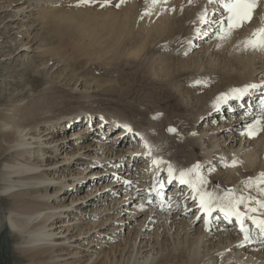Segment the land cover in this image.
<instances>
[{"label":"bare ground","instance_id":"bare-ground-1","mask_svg":"<svg viewBox=\"0 0 264 264\" xmlns=\"http://www.w3.org/2000/svg\"><path fill=\"white\" fill-rule=\"evenodd\" d=\"M45 5L43 0H10L8 3L0 0V18L7 19V27L19 22L29 36L28 31L35 26L27 23L31 22L29 13L34 10L39 17H48L47 13L54 7L46 8ZM113 8L108 7L100 15L103 35H97V27L91 35L84 28L83 31L93 43L105 42L103 46L111 48L110 53L115 56L129 37L138 36L140 45L155 46L169 41L177 51L194 52L189 60L194 64L206 61L207 65L214 67L213 60L220 52L224 56L228 53V59L223 65L210 69L211 86L217 80L212 88L210 86L207 92L194 90L196 95L192 93V99L180 103L186 121L179 126L173 125L175 132L169 131L163 114L153 121L136 110L122 117L87 115L82 117L83 121L94 127V121L98 120V126L69 136L73 148L78 150L72 153L65 149L63 167L59 165L60 161H51L50 158L59 160V154H64L62 148L72 145L63 144V139H56V134L64 121L77 127L80 114L62 120L59 114H51L53 103L42 99L33 104L0 105V264H97L100 261V264H264V240L257 238L251 243L244 242L233 227L223 223L210 226V230L203 227L195 218L199 207L190 199L192 192L188 186L180 187V196L175 194L168 198L175 206L172 210H161L147 203L150 190L153 195L155 181L168 179V162L177 174L199 163L201 174L207 180L206 189L218 195L232 189L237 196L243 194L264 199V192L259 191L264 185L257 180L264 172V132L254 138L241 135L244 126L253 119L249 110H253L251 113L260 112L259 106L248 109L246 103H253L258 94H263L264 88L251 91L243 101L218 99L233 88L264 82V52L227 50L232 44L242 46L241 42L261 26L264 0H261L253 20L224 40L218 38L217 25L213 23L221 14L226 15L217 0L211 3L209 0H193V3L168 0L167 5L158 0L143 14L138 13L133 1L121 11L115 10L116 5ZM204 9L208 10L209 23L201 25L199 17ZM44 10L47 12L43 14ZM214 10L216 15H212ZM53 14L56 19L58 14ZM55 19L52 17L53 22ZM197 28H200L199 35L203 36L195 45L193 38L198 35ZM32 40L24 42L14 38L12 43L18 46L19 52L29 51ZM137 50L134 51L136 55L141 52ZM106 51L103 50V54L108 57ZM149 61L151 67L156 62L165 70L164 58L151 57ZM166 69H169L168 65ZM160 80L168 92L178 87V81L172 76ZM226 81L231 82L225 84ZM221 113L231 118L236 116L229 129L212 125ZM199 122H204L201 132L196 131ZM123 125L130 126L133 133L130 134ZM183 126L192 131L187 133ZM116 127L120 128L113 134L112 144H107L111 142L109 132ZM135 133H140L156 146L157 151L152 156L142 155L146 151L144 142ZM90 137V143L81 146ZM124 143H129L127 150L122 149V145L126 147ZM83 148L87 151L81 153ZM49 153L52 156H46ZM76 154L90 159L88 165L98 164L102 170L85 174L88 167L82 171H79L82 167H76L68 176V166H75ZM157 157H162L165 163L153 165L152 161ZM234 157L240 163L225 167L223 161H231ZM139 163L142 166H138ZM47 165L49 167L45 169ZM97 173L102 176L95 177ZM111 178L108 184L96 185V182ZM174 182L167 188L173 187ZM64 191H68V195L60 196ZM85 191V197H78V193ZM252 206L256 205L253 203ZM126 217L131 219L125 220ZM137 221L139 224L133 227ZM249 228H252L251 223ZM126 229H129L128 237L124 240ZM100 237L105 239L96 243ZM241 243H244L243 247ZM109 245L111 247L107 250ZM95 252L99 254L95 255Z\"/></svg>","mask_w":264,"mask_h":264},{"label":"rangeland","instance_id":"rangeland-1","mask_svg":"<svg viewBox=\"0 0 264 264\" xmlns=\"http://www.w3.org/2000/svg\"><path fill=\"white\" fill-rule=\"evenodd\" d=\"M9 1L5 0L6 3ZM43 1L47 5H45L46 8L54 7V9L49 11L52 14L48 12V17L45 18L39 17L34 10L30 13L28 12L30 14L29 21L31 22L27 23L35 25L28 31L29 36H26L28 35L26 34L27 31L23 30L24 28L19 24V20L17 24L12 23L7 27L5 26L7 19L4 17L0 18V105L7 106L19 102L31 104L42 99L47 103H53L51 114H59L62 120H68L69 117L80 114L77 127H73L72 123L68 124L67 121L61 123L63 127L56 134L57 136H55L57 137L56 139H63V144L69 143L72 145L73 140L69 139L71 134H77L83 129H94L98 126V120H95L93 123L94 127L86 128L87 124L83 121L82 117L87 115L98 116L107 114L122 117L124 115H131V112L136 110L139 113L141 111V116L146 117L149 121H153L156 116L163 114L164 119L167 120L169 129H173V125H181L182 122L186 121V117L184 114L185 110L180 107V103L187 98L192 99L193 95H196L194 94L195 92H207L211 86L212 77L208 76L210 69L212 70L214 67L223 65L228 59V53L224 56V53L222 55L220 52L213 60L214 65L216 63L214 67L209 64L207 65L206 61L194 64L189 61L193 57L194 52L184 53L177 51L169 41H164V43H159L160 45L157 44L155 46L149 44L142 45V43L140 45L137 41L138 36L129 37L121 50L119 49L121 55L117 52L116 54L118 55L115 56L112 52L110 53L111 48L103 46L106 45L105 42V44L102 42H99L100 44L93 43L88 35L94 32V27L98 28L97 31L99 33L97 35H103V29L100 25V15L105 13L108 7L112 6L114 10L113 7L120 3V0H110L109 3H105V0H91L89 3H82L81 0ZM130 1H133L137 5V10L138 13L141 12L140 14L149 11L154 4L153 0H124L126 5L120 3L119 8L117 7L115 10L121 11ZM45 11L43 14L47 12ZM54 12L56 15L58 14L56 19L55 14H53ZM52 17L55 19L54 22L52 21ZM13 24L16 25V28L12 30ZM83 28L87 31L88 35L84 33ZM134 31H137V29ZM14 38L18 40L22 39L24 42L33 39L32 41H36V43L30 42L32 44L31 50L19 52L18 46L12 43V39ZM195 43L197 44V40H195ZM38 45H42L38 49L40 52H37L38 50L36 49ZM237 46L235 44L229 45L227 50L230 48L235 53L242 51V46L240 44ZM137 48L141 52L136 55L134 51ZM105 49L108 51V57L107 54H103V50L106 51ZM151 57H162V60L164 58V61H166L162 62L166 64V67L168 65L169 69L165 67L163 71L160 68L161 65L156 64V62L153 63L152 67L154 69H152L149 64ZM168 75L169 78L172 76L178 81V87L173 92L166 91L164 85L160 84V78H165ZM158 81L160 82L158 83ZM216 82L217 80L213 82V85ZM230 82L226 81L225 84H229ZM91 111L96 114H92ZM221 115L222 113L215 118L217 121L212 125L217 124L218 128L226 126L225 129H229L236 116L231 118L228 115L230 117L228 118L226 114H224L225 116L222 115L223 117ZM204 122H199L196 127L197 132H201ZM183 127L187 129V133L192 131L191 128L188 130L186 126ZM116 128L109 132L108 139L111 142H107V144H112L114 139L113 134L120 127ZM91 138L85 140V143L81 146H87ZM73 147L74 145L62 148L61 152H64L65 149L72 153L77 152V147ZM128 147L129 143H127L126 147L122 145L123 150H127ZM86 151V148L80 150L81 153ZM50 155L52 156L51 153L46 156ZM64 156L65 152L64 154H59V160H57V157L50 159L51 161H60L59 165L63 167L65 165L62 164L65 159ZM79 156V154H76L74 157V167L68 166L70 167V170L66 173L68 176L73 174L71 171L76 167H82L79 171L88 167L85 174L90 171L98 172L102 170L98 164H92L93 166L88 165L87 161L90 159L80 158ZM49 162L50 160L47 163ZM76 164L78 165L76 166ZM140 165L139 163L138 166ZM48 167L47 165L44 168ZM97 175L98 177L102 176L101 173H97L95 177ZM111 181L112 178L110 180H102L96 182V185L108 184ZM78 194H80L78 196L80 198L85 197L86 191ZM64 195L67 196L68 191H64L60 196ZM68 202H70V199ZM3 206L5 207L6 203ZM126 219L129 221L131 218L126 217ZM138 224L139 221L135 222L133 227ZM129 229H126L124 232V240L128 237ZM102 239H105V237H100L95 242L99 243ZM110 247L111 245L107 247V250ZM94 249L99 250L98 247ZM94 254L97 255L99 252H95ZM120 258L118 257L117 259ZM122 262L125 263L124 258H122ZM100 263L101 261L97 264Z\"/></svg>","mask_w":264,"mask_h":264},{"label":"snow or ice","instance_id":"snow-or-ice-1","mask_svg":"<svg viewBox=\"0 0 264 264\" xmlns=\"http://www.w3.org/2000/svg\"><path fill=\"white\" fill-rule=\"evenodd\" d=\"M82 3H89L91 0H81ZM110 0H105V3H109ZM158 2V0H153ZM189 3H193V0H188ZM213 2V0H209ZM222 5L223 12L226 15L221 14L220 18L213 21L217 25V36L220 40L230 38L234 31L241 29L244 25L250 23L256 13V10L261 3V0H217ZM120 3H124V0H120ZM120 3L116 6L119 7ZM165 5L168 4V0H163ZM167 10V9H165ZM175 9H173L174 11ZM147 14V13H146ZM212 15H216L215 10ZM201 25L209 23V13L207 9H204L199 17ZM197 33H200V28H197ZM243 51H261L264 52V21L260 27L254 29L251 34L245 38L242 42ZM199 83V81H197ZM264 88V82L261 84H248L240 88L231 89L230 93L222 94L218 99L224 100L235 99L243 101L251 91ZM253 119L250 123L244 126L241 135H246L248 138H254L264 132V100L261 101L260 112L250 113ZM129 132L132 129L128 125H123ZM169 131L175 132L176 129H169ZM135 135L141 136L144 142L145 152L144 156H152L154 151H157L156 146L150 144V142L143 138L140 133ZM153 165H159L165 163L162 157H157L152 161ZM240 163L235 157L231 161L226 159L223 161L225 167H235ZM168 183H172L174 180L180 185H186L191 189L192 195L190 199L198 201L199 210L207 218L205 219L206 226L211 225L213 213L219 212L229 221L235 219L240 226V231L243 234L244 242L251 243L253 240L260 238L264 240V199H257L251 195L245 197L243 194L237 196L232 189H226L224 194H217L215 191H208L205 187L207 180L201 174V165L197 163L193 167L180 170L176 173V170L168 162L167 167ZM253 178H249L252 180ZM260 185H264V172L259 174L257 178ZM160 187L154 189L156 195L163 194V182H159ZM251 187V185H249ZM151 191L149 192V202H151ZM260 192H264V187L259 188ZM253 203L256 206H252ZM218 219V217H216ZM197 219H200L198 216ZM248 222L253 226L248 227ZM241 247L244 243H241Z\"/></svg>","mask_w":264,"mask_h":264}]
</instances>
